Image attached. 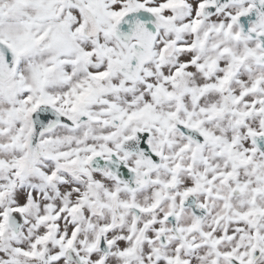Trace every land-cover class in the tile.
I'll list each match as a JSON object with an SVG mask.
<instances>
[{"label": "snow or ice", "instance_id": "6c2138e0", "mask_svg": "<svg viewBox=\"0 0 264 264\" xmlns=\"http://www.w3.org/2000/svg\"><path fill=\"white\" fill-rule=\"evenodd\" d=\"M0 264H264V0H0Z\"/></svg>", "mask_w": 264, "mask_h": 264}, {"label": "clouds", "instance_id": "9594fccd", "mask_svg": "<svg viewBox=\"0 0 264 264\" xmlns=\"http://www.w3.org/2000/svg\"><path fill=\"white\" fill-rule=\"evenodd\" d=\"M116 2H117V3H119V2H120V0H116Z\"/></svg>", "mask_w": 264, "mask_h": 264}]
</instances>
